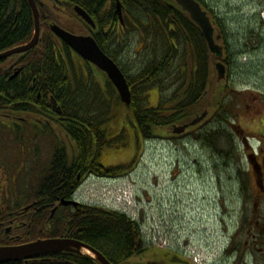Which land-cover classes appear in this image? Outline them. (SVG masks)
I'll use <instances>...</instances> for the list:
<instances>
[{"label":"flooded vegetation","instance_id":"1","mask_svg":"<svg viewBox=\"0 0 264 264\" xmlns=\"http://www.w3.org/2000/svg\"><path fill=\"white\" fill-rule=\"evenodd\" d=\"M22 1H26L32 10L30 0H10V5ZM35 2L41 23L36 49L43 45L45 29L67 45L52 31L53 25H60L79 36L94 37L97 29L75 11L76 6L83 8L75 0ZM67 47L69 53L64 45L55 52L59 69L51 68L45 72H28V52L0 59V251L7 250L0 254V264H100L87 246L103 254L110 264H203L196 263L190 252L182 248L175 250L150 244L142 227L137 245L125 255H119L114 245L100 241V236L86 234L94 228L83 223L96 217V212L91 213V207L101 206L86 202L81 188L91 179L108 181L122 177L133 167L137 155L132 158L129 154L126 160H108L111 163L108 165L103 163L107 143L112 140L110 135L115 133L117 136L118 132L126 131L121 123L118 126V118L115 120L120 110L114 105L120 103V96L107 73ZM73 60L75 67H72ZM75 78L92 89L91 97L82 109V117L74 116L76 102L72 101L70 92L59 97L55 95V89L64 90V82H72ZM8 83H13L14 89L9 88ZM106 101L112 105L114 102L112 112H104ZM132 113L137 139L139 136L144 139L134 109ZM106 115L111 117L108 119ZM162 129L165 130L162 137L176 140L193 128L181 135ZM104 132L108 134L107 142L99 137ZM77 134L86 136L92 145L81 148ZM250 138L259 139V146L253 152L248 151L247 175H238L239 185L235 192L239 196L238 205L233 207L232 203L233 206L222 201L227 216H230V225L236 219L223 257L224 264H264V131L253 137L246 136L244 141L248 147L252 143L247 140ZM137 139L135 137L136 143ZM82 153H88L86 160L82 159ZM92 221L98 223L94 218ZM38 242L48 245L32 249L25 255L21 253L22 248L33 247ZM151 246L160 252V257L145 263L130 262Z\"/></svg>","mask_w":264,"mask_h":264},{"label":"rangeland","instance_id":"2","mask_svg":"<svg viewBox=\"0 0 264 264\" xmlns=\"http://www.w3.org/2000/svg\"><path fill=\"white\" fill-rule=\"evenodd\" d=\"M201 1L220 21L230 54H234L226 78L219 81L216 93L212 88L206 93L202 105L210 106L224 92L221 98L226 108L222 111L229 113V117L218 119L215 114L219 111L213 113L217 106L212 104L206 118L182 138L167 140L169 137L160 136L165 131L160 128L156 130L158 136L146 141L141 136L137 139L132 108L117 105L120 114L115 120L118 118V126L121 123L126 131L110 135L113 138L107 143L103 163L108 165L111 164L108 160H126L135 155L138 158L120 180L91 179L81 188V194L86 202L108 207L119 206L118 201L127 198L141 212L146 237L151 236L168 248H182L200 263L210 264L212 260V264H224L236 219L230 225L222 201L232 203L233 207L238 205L239 196L235 195L238 175H247L248 151L253 152L259 146V139H247L252 142L248 147L244 138L264 131V0ZM130 31L127 36L131 41L126 44L123 59L134 69L143 54L136 49L141 50L149 43L133 29ZM190 58L193 69L192 55ZM171 79L162 91L159 87L150 88L143 106L160 105L170 115L176 103L165 101L172 99L182 84V80L175 84ZM197 111L200 116L202 109ZM196 116L191 115L190 119ZM214 129L221 130V134L217 136ZM160 255L151 246L130 262L145 263Z\"/></svg>","mask_w":264,"mask_h":264},{"label":"trees","instance_id":"3","mask_svg":"<svg viewBox=\"0 0 264 264\" xmlns=\"http://www.w3.org/2000/svg\"><path fill=\"white\" fill-rule=\"evenodd\" d=\"M75 1L95 20L97 24V30L94 32L96 42L126 74L131 86V93H133L132 109H134L136 123L144 139L156 136V130L160 128L171 129L175 124L181 125L191 120V115L193 117L198 115L197 108L202 109L201 113L206 111L210 113L212 104L217 106L213 113L219 111L215 114L218 119L223 120L225 116L229 117V113L222 111L223 108H226L221 98L224 92L219 94L210 106L208 104L205 108L202 105L206 93L211 88L216 93V88L219 87L217 76L215 77L217 80L213 79V76L217 75L215 61H219V59L210 51L200 26L196 25L191 16L184 12L176 2L173 0H119L125 19L124 25H122L116 9L118 0ZM198 1L205 10H208V14L216 25L217 33L222 36L219 40V43L224 46L222 60H224L225 66L230 69L231 56L234 54H230L223 26L213 15V12L201 0ZM20 3L14 2V6H12L10 0H0V52H5L17 44L25 43L33 36L35 23L32 10L26 1ZM131 29L149 43V46L145 44L141 50L136 49L143 54L139 56V62L136 63L134 69H131L129 61L123 59L126 44L131 41L127 36ZM43 34L44 38L42 43L40 42L43 45L27 53L30 56L28 72H45L51 68L59 69L56 64L55 52H58L62 45L65 46L68 53L70 52L67 45L59 41L50 30L45 29ZM191 51L194 71L190 58ZM72 67H75V60L72 62ZM130 69L133 71L132 74ZM170 79L175 84L182 80L174 97L165 101L176 103L171 114L167 115L163 108H159L160 105L159 107L148 106V108L143 106L146 101L145 97L149 93L148 90L152 87H159L162 91ZM64 83V90L55 89L56 97L70 92L72 101L76 102L73 106L74 116L82 117L84 115L82 109L86 106L87 99L91 97L92 89L84 85L79 78H75L72 82L67 80ZM8 84L9 88L14 89L13 83ZM104 105L105 113L113 111L114 102L112 105V102L106 101ZM106 116L108 119L111 117ZM214 130L217 136L219 133L221 134V130ZM105 133L99 135L103 142L108 140V134ZM77 141L81 148L92 145L83 135L77 134ZM87 155L88 153H82V159L86 160ZM90 211L91 213L96 212V217H90L83 222L86 227H94L86 233L89 237L100 236V241L103 240L110 246L114 245L119 255H125L134 249L140 234L138 222L131 220L123 212L109 211L101 207H91ZM92 218L96 219L98 223L93 222Z\"/></svg>","mask_w":264,"mask_h":264},{"label":"water","instance_id":"4","mask_svg":"<svg viewBox=\"0 0 264 264\" xmlns=\"http://www.w3.org/2000/svg\"><path fill=\"white\" fill-rule=\"evenodd\" d=\"M182 8L184 12H187L194 23L200 26L202 30L203 37H205L208 47L211 52L215 54L218 58H222L224 54V47L220 44L219 40L222 38L220 34L215 35V23L212 20L211 16L208 14V11L204 10L203 5L198 0H174ZM32 13L34 14V37L32 40L28 42V44L18 46L13 49H9L5 52L0 53V59L7 58L10 55L18 54L20 52H27L28 50L36 47L40 37V12L37 8V4L35 0H30ZM117 9L119 12V18L124 23L122 19V9L121 3L118 1ZM75 11L83 18V20L87 21V23L92 26L94 29L97 27L95 21H93L92 17L81 7L76 6ZM52 31L57 34L59 38H61L67 45L76 51L81 57L90 63H94L98 66L103 72L107 73L111 82L116 86L118 93L120 94L121 101L126 105H131L132 102V93L130 91V85L127 82V78L125 74L121 71L120 67L116 62H114L106 52L102 51L98 42H96L95 38L92 36H84V35H76L72 32H68L63 29L60 25H53L51 27ZM216 68L218 70V78L219 81L225 79L227 68L223 64L222 61L216 64ZM207 113H202L201 116L196 117L191 120V123L183 124L181 126H175L173 128V132L175 134L183 133L187 128L192 127L193 125L199 124L202 119L206 117ZM48 245L46 242H38L32 246H27V248H22L21 253L23 255L30 252L32 249H41ZM80 247V245H79ZM88 251L94 255L93 257L97 258L100 264H110L107 258L100 254L98 251L93 249L92 247L87 246ZM7 250H1L0 254H5Z\"/></svg>","mask_w":264,"mask_h":264}]
</instances>
